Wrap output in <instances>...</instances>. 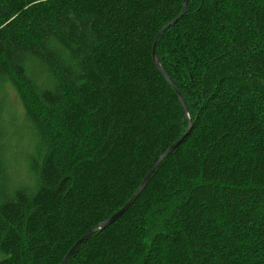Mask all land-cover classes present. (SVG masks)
<instances>
[{"label":"trees","instance_id":"16d2710c","mask_svg":"<svg viewBox=\"0 0 264 264\" xmlns=\"http://www.w3.org/2000/svg\"><path fill=\"white\" fill-rule=\"evenodd\" d=\"M0 0V85L36 132L0 264H264V0ZM39 65V76L30 77ZM180 94L187 117L177 96ZM4 194V193H3Z\"/></svg>","mask_w":264,"mask_h":264},{"label":"rangeland","instance_id":"374dc122","mask_svg":"<svg viewBox=\"0 0 264 264\" xmlns=\"http://www.w3.org/2000/svg\"><path fill=\"white\" fill-rule=\"evenodd\" d=\"M39 72V65L34 64L29 76L37 77ZM34 135L16 93L0 85V202L17 188L34 187L36 180L29 169L36 153Z\"/></svg>","mask_w":264,"mask_h":264},{"label":"water","instance_id":"95a60500","mask_svg":"<svg viewBox=\"0 0 264 264\" xmlns=\"http://www.w3.org/2000/svg\"><path fill=\"white\" fill-rule=\"evenodd\" d=\"M187 1L188 0H183V8H182V12L181 14L173 21L171 22L169 25L163 27L160 32L156 35L153 45H152V51H151V57L153 62L155 63L157 69L161 72V74L165 77V79L168 80V77L166 75V73L161 69L160 65L158 64V61L156 59V45H157V40L160 36V34L170 25H173L184 13L186 5H187ZM177 96L179 98V101L181 103V106L183 108V112L187 117V113L186 110L184 108V104L182 101V98L180 96L179 93H177ZM190 124L188 127V130L186 132V134L189 132L190 130ZM184 134L178 141H176L174 144L170 145L161 155L160 157L157 159V161L155 162V164L150 168V170L146 173V175L144 176L143 180L141 181L139 187L136 189L135 193L132 195V197L118 210L116 211L113 215H111L108 219H106L105 221H103L102 223H100L98 225V229H104L108 226H110L112 223H114L132 204L133 202L136 200V198L140 195V193L143 191V189L146 187L152 173L155 171L156 167L159 165V163L161 161H163L175 148L176 146L181 142V140L185 137ZM97 228L89 231L87 234H85L83 237H81L78 241H76L74 243V245L70 248V250L66 253V255L63 257L62 261L60 262V264H66L67 261L69 260V258L74 254L75 250L79 247V245L88 238V236L90 234H92Z\"/></svg>","mask_w":264,"mask_h":264}]
</instances>
